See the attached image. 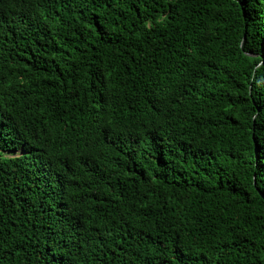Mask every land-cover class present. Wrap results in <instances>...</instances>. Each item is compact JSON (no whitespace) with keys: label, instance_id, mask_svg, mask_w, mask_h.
Segmentation results:
<instances>
[{"label":"trees","instance_id":"obj_1","mask_svg":"<svg viewBox=\"0 0 264 264\" xmlns=\"http://www.w3.org/2000/svg\"><path fill=\"white\" fill-rule=\"evenodd\" d=\"M0 264H264V0H0Z\"/></svg>","mask_w":264,"mask_h":264}]
</instances>
